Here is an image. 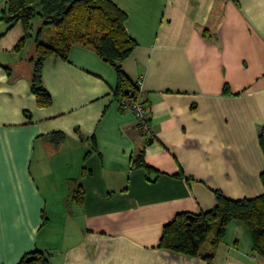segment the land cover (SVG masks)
<instances>
[{"label": "crops", "instance_id": "obj_1", "mask_svg": "<svg viewBox=\"0 0 264 264\" xmlns=\"http://www.w3.org/2000/svg\"><path fill=\"white\" fill-rule=\"evenodd\" d=\"M112 1L136 42L122 68L141 81L149 143L114 95L115 67L91 46L46 58L52 101L38 105L35 57L20 55L23 26L8 27L0 0V264L36 249L44 264H208L214 231L190 255L160 246L164 225L211 209L217 191L264 192V0ZM53 131L66 134L57 146ZM141 151L149 168L134 164ZM212 264L264 258L233 220Z\"/></svg>", "mask_w": 264, "mask_h": 264}, {"label": "trees", "instance_id": "obj_2", "mask_svg": "<svg viewBox=\"0 0 264 264\" xmlns=\"http://www.w3.org/2000/svg\"><path fill=\"white\" fill-rule=\"evenodd\" d=\"M127 14L112 0H5L3 19L8 27L20 22L24 35L17 48L26 40L34 38L37 57L33 59L31 91L40 106H47L52 98L43 84L42 68L44 61L51 54L67 58L70 46L82 43L93 47L106 61L110 62L117 73L114 95L122 107L126 103L139 99V87L132 82L122 68V61L127 58L136 45L126 31L124 22ZM38 19L37 26L35 20ZM53 26L55 36L52 42L43 40V30ZM36 28V31H35ZM228 87L224 91H228ZM66 138L63 131H53L46 139L59 145ZM259 140L264 151V126L260 128ZM136 166H149L144 161L143 151L134 160ZM264 184V172L261 173ZM72 196L81 194V188L70 180ZM245 224L252 236L253 248L264 258V192L254 197L233 199L217 191V202L211 209L199 213L179 212L163 227L160 246L197 255L212 231L211 252L205 255L208 264H212L218 244L227 232L231 221ZM215 226V228H213ZM43 251L36 249L26 254L19 264H44Z\"/></svg>", "mask_w": 264, "mask_h": 264}, {"label": "built area", "instance_id": "obj_3", "mask_svg": "<svg viewBox=\"0 0 264 264\" xmlns=\"http://www.w3.org/2000/svg\"><path fill=\"white\" fill-rule=\"evenodd\" d=\"M135 83L139 87L141 81L137 80L135 81ZM126 106L134 111L140 125V130L143 134L147 135L146 142L149 143L152 140V134L150 128L148 107L139 99L127 102Z\"/></svg>", "mask_w": 264, "mask_h": 264}, {"label": "rangeland", "instance_id": "obj_4", "mask_svg": "<svg viewBox=\"0 0 264 264\" xmlns=\"http://www.w3.org/2000/svg\"><path fill=\"white\" fill-rule=\"evenodd\" d=\"M38 23V19L36 18L35 20V26H37ZM36 31V28H35ZM55 36V29L53 26H46L43 30V35L42 38L43 40H45L46 42H52L53 38ZM20 55H22L23 57H32L34 56L35 58L37 57V52L35 49V42H34V38L29 37L26 42H25V46L22 49V51L20 52ZM32 66V64H31ZM215 228V226L213 227ZM211 235V234H210ZM210 235L208 237V239L210 238Z\"/></svg>", "mask_w": 264, "mask_h": 264}]
</instances>
